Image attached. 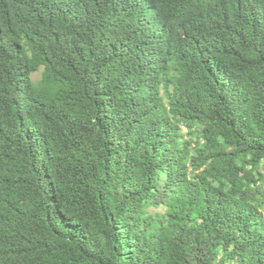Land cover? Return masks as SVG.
I'll list each match as a JSON object with an SVG mask.
<instances>
[{
	"label": "trees",
	"instance_id": "trees-1",
	"mask_svg": "<svg viewBox=\"0 0 264 264\" xmlns=\"http://www.w3.org/2000/svg\"><path fill=\"white\" fill-rule=\"evenodd\" d=\"M228 262L264 264V0H0V264Z\"/></svg>",
	"mask_w": 264,
	"mask_h": 264
},
{
	"label": "rangeland",
	"instance_id": "rangeland-1",
	"mask_svg": "<svg viewBox=\"0 0 264 264\" xmlns=\"http://www.w3.org/2000/svg\"><path fill=\"white\" fill-rule=\"evenodd\" d=\"M38 75H39V73H38V72H35V73H33L32 77H33L34 79H36V78H38ZM226 264H232V263L228 262V263H226Z\"/></svg>",
	"mask_w": 264,
	"mask_h": 264
}]
</instances>
